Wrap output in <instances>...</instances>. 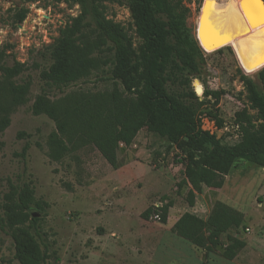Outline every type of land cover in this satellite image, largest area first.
Segmentation results:
<instances>
[{"label":"rangeland","instance_id":"374dc122","mask_svg":"<svg viewBox=\"0 0 264 264\" xmlns=\"http://www.w3.org/2000/svg\"><path fill=\"white\" fill-rule=\"evenodd\" d=\"M215 1L187 3L191 10L187 25L206 55L199 78L193 76L190 85L194 90L197 79L195 87L202 88V93L195 94L200 98L205 89L223 90L217 104L222 126L207 117L198 118V123L222 144L232 145L239 140L234 113L248 104L238 69L246 73L227 40L212 42L205 37L202 17L218 9ZM99 4L103 18L124 26L138 45L127 2L101 0ZM17 8H27L22 21L16 19ZM235 10L233 6L225 11L238 18ZM78 12L77 4L65 2L0 0L3 62L24 63L26 68L16 80L28 79L30 85L28 99L12 107L9 122L0 132V264H20L15 243L26 235L33 237L41 254H47L44 264H264V166L236 160L221 188L203 186L189 206L187 189L179 190L184 141L171 144L143 128L135 138L137 146L119 154L118 168L91 144L59 161L49 157L48 138L55 124L46 114L32 111L35 97L45 93L55 99L77 89H110L115 82L110 78L111 64L60 88L41 78L51 62L47 47ZM219 48H224L221 53H212ZM250 76L259 84L256 73ZM166 90L175 96L180 87ZM170 200L173 204L165 223L142 217L154 204ZM215 201L243 214L232 234L246 244L232 260L196 247L171 230L185 211L206 218Z\"/></svg>","mask_w":264,"mask_h":264},{"label":"trees","instance_id":"16d2710c","mask_svg":"<svg viewBox=\"0 0 264 264\" xmlns=\"http://www.w3.org/2000/svg\"><path fill=\"white\" fill-rule=\"evenodd\" d=\"M45 1L79 7L78 14L59 28L58 36L47 47L51 62L41 72L45 83L59 88L67 86L109 64L110 78L115 80L110 89H77L55 99L45 93L35 97L32 111L46 114L55 124L48 138L52 160L59 161L91 144L117 168L120 143L131 144L143 128L171 144L184 141L179 189H187L189 206H193L195 194L203 186L221 188L236 160L264 166V67L256 72L259 84L238 69L248 104L234 113L239 132L236 143L222 144L214 133L202 129L198 123V118L207 117L222 126L217 104L223 90L205 89L200 98L191 88L190 79L199 78V68L206 57L187 25L191 11L187 3L192 0H113L127 2L133 20L130 28L139 38L136 46L124 26L103 18L101 0ZM26 13L27 8H17L16 19L22 21ZM223 49L212 53H221ZM226 49L231 51L229 46ZM4 56L1 50L0 132L9 122L12 107L28 99L30 86L28 79L16 80L26 68L24 63L14 61L6 65ZM197 84L195 80L194 86ZM167 86L180 90L174 96L166 90ZM172 204L170 200L160 207L163 223ZM151 211V208L143 211L142 217L147 218ZM242 221L240 211L215 201L206 218L185 211L171 230L196 247L218 251L232 260L246 244L232 234ZM15 246V258L20 264L45 263L47 254L40 253L32 236L16 239Z\"/></svg>","mask_w":264,"mask_h":264},{"label":"bare ground","instance_id":"6f19581e","mask_svg":"<svg viewBox=\"0 0 264 264\" xmlns=\"http://www.w3.org/2000/svg\"><path fill=\"white\" fill-rule=\"evenodd\" d=\"M214 4L218 9L202 17L205 37L212 42L227 40L242 70L247 75L255 74L264 67V61L261 60L264 57L263 0H217ZM233 6L237 9L235 14L238 13V18L234 17V13L225 11ZM225 32L227 36L223 34ZM203 46L210 47L204 43Z\"/></svg>","mask_w":264,"mask_h":264},{"label":"built area","instance_id":"2783aa9c","mask_svg":"<svg viewBox=\"0 0 264 264\" xmlns=\"http://www.w3.org/2000/svg\"><path fill=\"white\" fill-rule=\"evenodd\" d=\"M137 146L136 142L133 141L131 144L129 145H125L123 143H120V147L121 148H135ZM182 158V156H181ZM162 206L161 203H156L154 204V207L152 208V211L149 213L147 219H150V220H154L156 222H162L161 221V210H160V207Z\"/></svg>","mask_w":264,"mask_h":264},{"label":"water","instance_id":"95a60500","mask_svg":"<svg viewBox=\"0 0 264 264\" xmlns=\"http://www.w3.org/2000/svg\"><path fill=\"white\" fill-rule=\"evenodd\" d=\"M196 38V37H195ZM197 39V38H196ZM197 42H198V45L201 47V45L199 44V41L197 40ZM201 49L204 51V49L201 47ZM205 52V51H204ZM261 69V68H260ZM196 81H197V79H195ZM194 86V85H193ZM194 90H195V93L196 94H200V93H202V88H200V91H198V88L197 87H195L194 86ZM33 216H37L38 214H32Z\"/></svg>","mask_w":264,"mask_h":264},{"label":"snow or ice","instance_id":"6c2138e0","mask_svg":"<svg viewBox=\"0 0 264 264\" xmlns=\"http://www.w3.org/2000/svg\"><path fill=\"white\" fill-rule=\"evenodd\" d=\"M205 3H206V5H207L208 3H210V0H205ZM204 19H206V20H207V19H208V17H207V16H205V17H204ZM244 30L246 31V29H244ZM214 31H216V29H214ZM221 31H222V30H221ZM223 34H224L225 36H227V33H226V32H225V33H223ZM261 60H262V61H264V57H262V58H261Z\"/></svg>","mask_w":264,"mask_h":264},{"label":"crops","instance_id":"0c3cea01","mask_svg":"<svg viewBox=\"0 0 264 264\" xmlns=\"http://www.w3.org/2000/svg\"><path fill=\"white\" fill-rule=\"evenodd\" d=\"M134 141L136 142V140L134 139ZM129 149V148H128ZM125 150H127V148H122L121 150H120V152H119V154L122 152V151H125ZM123 166H125V165H123ZM118 168V167H117ZM179 190H181V189H179ZM179 218V216L177 217V219ZM176 219V220H177ZM173 225V224H172ZM172 227V226H171ZM176 235V234H175ZM179 237V236H178Z\"/></svg>","mask_w":264,"mask_h":264},{"label":"flooded vegetation","instance_id":"af4514ba","mask_svg":"<svg viewBox=\"0 0 264 264\" xmlns=\"http://www.w3.org/2000/svg\"><path fill=\"white\" fill-rule=\"evenodd\" d=\"M235 9H236V8H235ZM235 11H237V9H236Z\"/></svg>","mask_w":264,"mask_h":264}]
</instances>
